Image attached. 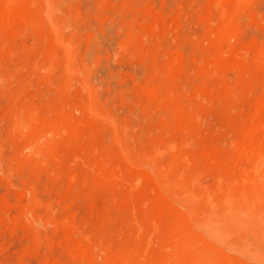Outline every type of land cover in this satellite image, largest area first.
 Listing matches in <instances>:
<instances>
[{
	"label": "rangeland",
	"instance_id": "rangeland-1",
	"mask_svg": "<svg viewBox=\"0 0 264 264\" xmlns=\"http://www.w3.org/2000/svg\"><path fill=\"white\" fill-rule=\"evenodd\" d=\"M0 264H264V0H0Z\"/></svg>",
	"mask_w": 264,
	"mask_h": 264
}]
</instances>
